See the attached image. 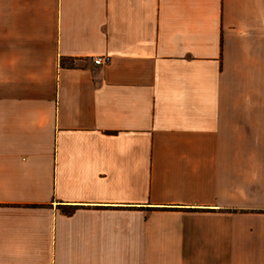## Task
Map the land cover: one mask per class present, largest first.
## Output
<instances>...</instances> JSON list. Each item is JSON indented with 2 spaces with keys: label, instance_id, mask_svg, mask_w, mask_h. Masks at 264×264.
Segmentation results:
<instances>
[{
  "label": "crops",
  "instance_id": "crops-1",
  "mask_svg": "<svg viewBox=\"0 0 264 264\" xmlns=\"http://www.w3.org/2000/svg\"><path fill=\"white\" fill-rule=\"evenodd\" d=\"M0 264H264V0H0Z\"/></svg>",
  "mask_w": 264,
  "mask_h": 264
},
{
  "label": "built area",
  "instance_id": "built-area-1",
  "mask_svg": "<svg viewBox=\"0 0 264 264\" xmlns=\"http://www.w3.org/2000/svg\"><path fill=\"white\" fill-rule=\"evenodd\" d=\"M107 62H108V59L104 57H96L93 59L94 65H103V64H106Z\"/></svg>",
  "mask_w": 264,
  "mask_h": 264
},
{
  "label": "trees",
  "instance_id": "trees-1",
  "mask_svg": "<svg viewBox=\"0 0 264 264\" xmlns=\"http://www.w3.org/2000/svg\"><path fill=\"white\" fill-rule=\"evenodd\" d=\"M76 209V207H70L68 210H64V214L70 215L73 213V211ZM193 211V210H191Z\"/></svg>",
  "mask_w": 264,
  "mask_h": 264
}]
</instances>
